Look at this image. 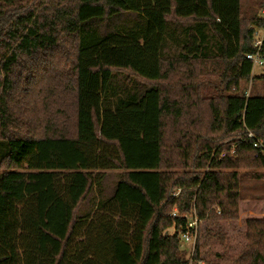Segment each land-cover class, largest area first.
<instances>
[{"label": "trees", "instance_id": "1", "mask_svg": "<svg viewBox=\"0 0 264 264\" xmlns=\"http://www.w3.org/2000/svg\"><path fill=\"white\" fill-rule=\"evenodd\" d=\"M244 11L242 0H0V264H188L187 215L237 220L238 170L264 178V96L242 89L246 56L264 63V39L253 45L264 18ZM210 86L238 108L209 115L203 135ZM244 240L221 260L264 264V218L245 220Z\"/></svg>", "mask_w": 264, "mask_h": 264}, {"label": "rangeland", "instance_id": "2", "mask_svg": "<svg viewBox=\"0 0 264 264\" xmlns=\"http://www.w3.org/2000/svg\"><path fill=\"white\" fill-rule=\"evenodd\" d=\"M242 7L244 13L255 12L258 17L264 18V0H242ZM124 17L113 20L111 24L118 23ZM254 38H264V28H253ZM263 73V67L258 62L253 64L252 77L253 82H248L242 86L244 98L250 95L264 96V82L257 78ZM210 81L216 83L215 77H211ZM252 84V87H251ZM211 86L207 87L202 97L197 102V112L199 117V133L205 135L207 133L206 120L209 115H226L230 117L238 108L236 97H216L212 92ZM212 93V94H209ZM209 94V95H208ZM225 97V98H224ZM259 105V104H258ZM255 106L256 108L260 106ZM50 109V108H49ZM45 112H40V117H43ZM263 171L260 169L243 168L238 170L239 174V189H238V213L237 220L234 221H215L213 219H199L194 212L196 219L199 221L197 224L196 238L194 242L181 243L180 249L184 251L185 259L188 264H230L228 261L221 260L222 255L228 252L225 248L229 246V254H236L244 245V222L249 218H264V178L257 180L252 177L253 174H259ZM114 171H108L107 177L104 181L105 191L109 193L113 182L115 180ZM179 191L173 193L177 196ZM84 207V206H83ZM87 205L84 207V209ZM214 211L218 213L216 207ZM221 236H224L222 242ZM199 243V262L193 261V246L195 241Z\"/></svg>", "mask_w": 264, "mask_h": 264}, {"label": "built area", "instance_id": "3", "mask_svg": "<svg viewBox=\"0 0 264 264\" xmlns=\"http://www.w3.org/2000/svg\"><path fill=\"white\" fill-rule=\"evenodd\" d=\"M263 39H264L263 37H261V39H255L254 38V44L253 45L258 48ZM246 58L248 60H250L253 64L258 62L259 65H261L264 68V63L261 61V59L259 58L257 53L254 55H247ZM247 137L253 138L252 133L248 132ZM253 146L257 147V144H253ZM223 156L224 155L222 154L221 157H223ZM171 217H175V212H173L171 214ZM186 218L189 220V222L187 224V230L180 235V239L183 243L194 242V240L196 238L197 224L199 223V221L196 219L194 212L192 214L187 215Z\"/></svg>", "mask_w": 264, "mask_h": 264}]
</instances>
